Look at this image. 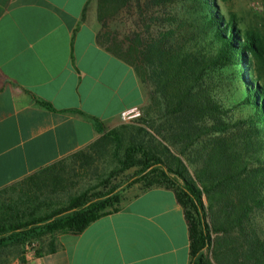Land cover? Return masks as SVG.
<instances>
[{
  "label": "trees",
  "instance_id": "trees-1",
  "mask_svg": "<svg viewBox=\"0 0 264 264\" xmlns=\"http://www.w3.org/2000/svg\"><path fill=\"white\" fill-rule=\"evenodd\" d=\"M228 1L97 0L98 41L133 66L142 114L94 118V142L0 191V247L54 249L140 184L174 191L188 264H264V36Z\"/></svg>",
  "mask_w": 264,
  "mask_h": 264
},
{
  "label": "crops",
  "instance_id": "crops-1",
  "mask_svg": "<svg viewBox=\"0 0 264 264\" xmlns=\"http://www.w3.org/2000/svg\"><path fill=\"white\" fill-rule=\"evenodd\" d=\"M97 0H0V191L85 148L146 102L132 65L98 41ZM38 100L51 103L43 106ZM0 247V264H188L172 189L136 192L81 233Z\"/></svg>",
  "mask_w": 264,
  "mask_h": 264
},
{
  "label": "rangeland",
  "instance_id": "rangeland-1",
  "mask_svg": "<svg viewBox=\"0 0 264 264\" xmlns=\"http://www.w3.org/2000/svg\"><path fill=\"white\" fill-rule=\"evenodd\" d=\"M254 1L255 0H229L226 3H222V10L226 14L228 13L237 14L238 17L240 18L241 26L243 29L254 28L257 29L259 32H261L264 36V13H260L254 9L253 7ZM263 72H264V68H263ZM137 108H139L140 115L136 117L127 118L126 120H123L122 123L131 122L132 120L139 118L142 114V110L140 107ZM83 183L84 182L82 181L79 187L82 186ZM140 187H141L140 184L135 185L134 187H132L131 190H129L126 193V195L128 197L132 196L133 194H135L140 190Z\"/></svg>",
  "mask_w": 264,
  "mask_h": 264
},
{
  "label": "built area",
  "instance_id": "built-area-1",
  "mask_svg": "<svg viewBox=\"0 0 264 264\" xmlns=\"http://www.w3.org/2000/svg\"><path fill=\"white\" fill-rule=\"evenodd\" d=\"M253 7L256 11H258L260 13H264V1L255 0L253 2ZM139 115H140V111H139V108H137V107L128 109L122 114L124 120H126L127 118L136 117ZM36 247H37V243L33 242L31 248L35 249Z\"/></svg>",
  "mask_w": 264,
  "mask_h": 264
}]
</instances>
